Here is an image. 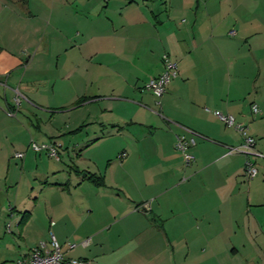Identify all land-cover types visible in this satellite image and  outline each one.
I'll list each match as a JSON object with an SVG mask.
<instances>
[{
    "label": "crops",
    "instance_id": "1",
    "mask_svg": "<svg viewBox=\"0 0 264 264\" xmlns=\"http://www.w3.org/2000/svg\"><path fill=\"white\" fill-rule=\"evenodd\" d=\"M55 1L34 10L29 0H0V129L6 122L19 125L12 113L16 95L15 105L24 104L32 116L42 107L43 91L54 96L51 59L67 56L66 71L84 76L88 90L95 86L88 96L78 92L76 105L100 111L99 136L74 140L73 148L116 139L123 157L113 164L121 174L75 169L74 178L55 179L57 200L42 218L15 208L6 213L2 201L0 234L8 216L29 247L1 257L0 264H17L31 248L48 243L50 234L64 261L89 264H231L250 242L264 249L260 219L252 221L238 181L245 158L228 153L242 139L234 129L238 141L227 139L231 128L215 115H232L249 124L251 134H260L254 126L264 118V0H252L247 10L253 15L245 8L248 0L237 6L229 0H119L97 10L77 5L66 13ZM25 23L31 30H23ZM30 40L36 44L32 53L10 51L14 43ZM163 55L178 73L157 99L143 87L161 73ZM29 123L40 133L37 120ZM82 126L75 131H82L80 137L86 134ZM24 129V156H12L22 167L30 150ZM49 131L47 141L37 143L61 145ZM188 131L195 134L189 149L194 161L185 164L175 142L177 136L189 137ZM213 166L222 176L215 182L204 177ZM87 173L102 176L104 185L92 184ZM218 219L225 221L221 228ZM220 233L225 256L218 252Z\"/></svg>",
    "mask_w": 264,
    "mask_h": 264
},
{
    "label": "rangeland",
    "instance_id": "2",
    "mask_svg": "<svg viewBox=\"0 0 264 264\" xmlns=\"http://www.w3.org/2000/svg\"><path fill=\"white\" fill-rule=\"evenodd\" d=\"M231 1L232 4H236L235 6L241 2V0H229V3ZM44 2H47L46 4L49 5L51 0H29V6L34 10H40V6H42ZM119 2V0L55 1L59 6L60 13L73 11L77 5H85L92 10H97L102 9L108 3L112 6ZM251 5L252 0H248L245 3L246 10ZM247 13L250 15L255 14V12L251 10H247ZM21 27H23L25 32L31 30L29 29L30 26L26 23L21 24ZM24 42L14 43L12 47H10V51H13L14 53H20L21 51L22 53L25 51L32 53V51L36 49L34 41L30 40L25 42L28 43L26 45L34 47L31 51L28 50L27 47H24ZM37 64L40 66L39 62ZM51 66H54V72L52 74V78L54 79L52 80V82L54 81V96H50L46 93L48 89L43 91V94H41V98L39 99L42 107H39V111L35 113V116H32L27 112L29 109L26 108L24 104L19 107L13 104L12 113H15V117L18 119L20 126L6 122L1 126L3 128L0 129V188L2 189L0 192V205H2V201H5L6 213L15 208V210L21 209V212L29 211L30 213H34L38 218L45 217L47 215L48 206L52 205L54 207V202L57 200V195L52 186L54 180L66 181L68 178H74L75 169H78L79 171H96L97 169H100V174L102 176L106 169H109L111 172L110 174H113V178H117L119 174H121L119 167H115L113 164V161H118L119 153L122 151H117L119 141L116 139L105 143L98 140L86 148L85 146L73 148L77 139L81 141L80 143H84V141H92L95 137L99 136L100 129L96 120V117H99L100 114V111L97 108L98 106L94 107V112H89L90 109H88V106H84V104L83 106H81L82 104L76 105V102L85 96V93L86 96H88L87 93L93 91L95 86H92V90H88L89 86L85 84L83 85L84 76H73L71 72L66 71L69 67V58L67 56L61 55L60 57L51 59ZM35 67L37 68L36 65ZM78 92H81L80 98L75 96ZM2 97L3 94L0 90V103L2 102L3 104ZM35 119L37 120L40 133L33 130L29 123L30 120L34 125L36 123ZM259 120L260 124L254 126V129L260 133L257 136H254L253 133L251 134L249 124H246L245 126L248 128L249 136L255 141V151L262 153V157H253L241 153L245 158L244 164L247 159L254 163V166L257 169V175L254 178L247 180L244 176L245 172L243 169L242 176L238 177V181L246 191L245 199H249L252 221L257 216L260 219L261 225L260 228L257 229V233L260 234V232H264V118L262 119L263 121L261 119ZM82 125L85 126L83 131H85L86 134L80 137L77 134H80L82 131H80V133L75 131L77 128L81 129L80 127H83ZM23 129L26 131L25 133H27V141L30 139V141L32 140L36 143L44 140L47 141L45 134L52 135L49 130H54V139L61 143V145H56L57 159L50 158L45 153H42V155H34L31 153V150H28L26 153L28 154L29 160L26 165L22 167V160H15L12 156L14 152H25L26 146L23 141ZM73 136H76V138L74 139ZM226 136L230 141H238V137L232 128L227 129ZM237 145L238 143L234 144V146L238 147ZM8 162L9 171L7 170ZM216 168L217 167L213 166L206 169L204 171V177L210 178L209 180L214 182L217 181V178H221L222 176L216 173ZM6 176L7 179L5 186L3 182ZM5 218L4 227L6 229L4 233L0 234V258L3 256L9 257V255L13 254L15 250L17 251L20 248L25 249L26 247H29L28 241L25 243L22 240L19 241L15 232V222L13 224L14 220L8 216ZM221 222L225 225L223 219H218L217 222H215L218 228H221ZM9 225L11 226L10 230L13 234H9L7 228ZM4 235L9 239L5 238L3 240L2 236ZM36 236L37 235H34V233L31 234L33 239ZM218 237L222 240L218 246V252L220 256H222V252L225 256L223 251L224 246L222 245L224 240L222 233H220ZM251 237L252 240L255 238L253 235H251ZM262 238L263 236L258 239ZM17 242L18 244H16ZM256 242H258V240ZM230 261L231 264H264V249L259 248L250 242L245 245L244 249H240L238 254L231 257Z\"/></svg>",
    "mask_w": 264,
    "mask_h": 264
},
{
    "label": "built area",
    "instance_id": "3",
    "mask_svg": "<svg viewBox=\"0 0 264 264\" xmlns=\"http://www.w3.org/2000/svg\"><path fill=\"white\" fill-rule=\"evenodd\" d=\"M230 35L234 34V31H230ZM176 63L171 61L167 55L162 56V71L155 78L150 79L143 90L149 91L155 98L159 99L165 92L168 83L177 76ZM15 104L18 106L19 98L16 95L14 98ZM252 114L258 113L256 105L250 107ZM218 120L226 127L234 129L242 139V143L236 148H229L228 153H244L253 157L261 158L262 155L255 151V141L248 134V128L242 123L236 122L232 115H226L216 112ZM189 137L177 136L175 142V149L181 154L185 164H189L194 161V156L189 152V149L195 146L194 133L190 132ZM29 149L36 153H45L48 157L57 159V150L54 144L50 143H36L34 141L29 142ZM14 158L22 159L24 154L14 152ZM119 157H123L120 155ZM245 178L250 180L257 175V169L249 159L244 164ZM9 229V226L7 227ZM87 242H83V245ZM73 247V245H70ZM17 264H89L87 261L79 260H63L62 252L59 244L55 240L53 234H50L48 243H39L30 249L26 257H23L17 261Z\"/></svg>",
    "mask_w": 264,
    "mask_h": 264
},
{
    "label": "trees",
    "instance_id": "4",
    "mask_svg": "<svg viewBox=\"0 0 264 264\" xmlns=\"http://www.w3.org/2000/svg\"><path fill=\"white\" fill-rule=\"evenodd\" d=\"M22 3H25L26 0H20ZM88 181H90L92 184L101 187L104 185L103 177L102 176H95L94 174L87 173L84 176Z\"/></svg>",
    "mask_w": 264,
    "mask_h": 264
}]
</instances>
